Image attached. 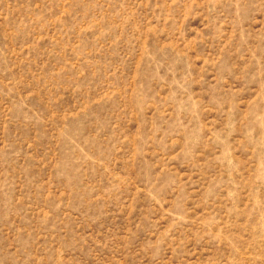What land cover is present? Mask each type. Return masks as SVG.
<instances>
[{"label":"rangeland","instance_id":"374dc122","mask_svg":"<svg viewBox=\"0 0 264 264\" xmlns=\"http://www.w3.org/2000/svg\"><path fill=\"white\" fill-rule=\"evenodd\" d=\"M0 264H264V0H0Z\"/></svg>","mask_w":264,"mask_h":264}]
</instances>
